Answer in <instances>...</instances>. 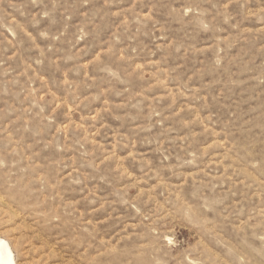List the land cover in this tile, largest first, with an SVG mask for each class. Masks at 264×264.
I'll use <instances>...</instances> for the list:
<instances>
[{
    "label": "rangeland",
    "instance_id": "1",
    "mask_svg": "<svg viewBox=\"0 0 264 264\" xmlns=\"http://www.w3.org/2000/svg\"><path fill=\"white\" fill-rule=\"evenodd\" d=\"M0 237L264 264V0H0Z\"/></svg>",
    "mask_w": 264,
    "mask_h": 264
},
{
    "label": "bare ground",
    "instance_id": "2",
    "mask_svg": "<svg viewBox=\"0 0 264 264\" xmlns=\"http://www.w3.org/2000/svg\"><path fill=\"white\" fill-rule=\"evenodd\" d=\"M0 264H17L7 241L0 237Z\"/></svg>",
    "mask_w": 264,
    "mask_h": 264
}]
</instances>
